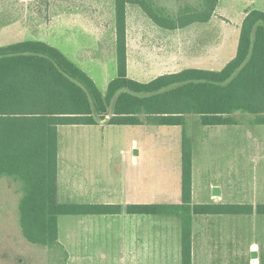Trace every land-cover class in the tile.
<instances>
[{
  "label": "rangeland",
  "instance_id": "1",
  "mask_svg": "<svg viewBox=\"0 0 264 264\" xmlns=\"http://www.w3.org/2000/svg\"><path fill=\"white\" fill-rule=\"evenodd\" d=\"M154 1L172 14L179 6L202 5V0ZM112 11L113 0H0V47L24 40L45 42L105 93L103 81L116 76ZM80 16L90 25L78 19ZM126 17L128 75L141 82L185 68L218 71L235 55L240 17L216 14L208 23L172 31L156 26L136 5H127ZM191 126L192 203L248 204L253 208L264 204V125L241 122L200 127L191 121ZM181 132L180 127L164 126H61L58 161L78 187L100 164L101 178L114 189L119 188L120 180L129 188H138L135 203H178ZM133 141L136 152H128L125 158L124 151H129ZM125 173L126 177H120ZM213 187L219 195H212ZM15 190L11 181L0 179V264H53L56 253L22 237ZM139 219L142 236L135 243L138 249H128L129 254L127 241H117L124 222L112 217L98 225L101 238L87 256L81 254L90 248L82 224L66 223L69 216L59 220L61 239L71 254H80L72 259L73 264H180L178 219ZM151 232L153 244L146 242ZM151 247L153 257L147 253ZM192 264H264V216L253 212L196 219Z\"/></svg>",
  "mask_w": 264,
  "mask_h": 264
},
{
  "label": "trees",
  "instance_id": "2",
  "mask_svg": "<svg viewBox=\"0 0 264 264\" xmlns=\"http://www.w3.org/2000/svg\"><path fill=\"white\" fill-rule=\"evenodd\" d=\"M218 0L172 14L154 0H113L116 76L101 93L95 82L57 48L24 40L0 47V179L16 186L18 226L29 244L68 253L58 236V217L119 215L116 204L57 201V134L61 126L180 127V201L129 204L130 216L176 218L180 264H192L193 225L214 216H264V204H193L191 121L200 127L264 125V11L244 17L234 57L220 70L185 68L147 82L127 67V5L138 6L159 28L177 30L206 23Z\"/></svg>",
  "mask_w": 264,
  "mask_h": 264
},
{
  "label": "crops",
  "instance_id": "3",
  "mask_svg": "<svg viewBox=\"0 0 264 264\" xmlns=\"http://www.w3.org/2000/svg\"><path fill=\"white\" fill-rule=\"evenodd\" d=\"M251 10L264 11V0H218L217 5H216L215 10H214V13L208 22H210L215 17L216 14H220L223 17H230V18H237V17L239 18L240 17V22L238 24V29H239L244 17ZM126 14H127V11H126ZM112 15H113L112 16V19H113L114 18V10L112 11ZM57 17H59V16H57ZM72 18H74V17H72ZM82 18L86 24L90 25V22L86 21L84 16H80L78 19H82ZM126 19H127V17H126ZM208 22H206V23H208ZM126 24H127V22H126ZM167 31H169V30H167ZM238 34H239V32H238ZM114 59H115V54H114ZM127 67H128V54H127ZM171 73H175V72H171ZM164 74H167V73H164ZM160 75H162V74H160ZM112 79L113 78L110 77L109 79L103 81V83L108 84ZM103 125L104 124L100 123L99 125L93 126V127H101ZM136 146H137L136 142L133 141L129 146L130 148H128L129 151L128 150L124 151L125 152L124 157L126 158L128 152H130V151L136 152ZM132 158H133V156H132ZM132 164H133V162H132ZM98 166L99 167L96 168L94 173L91 174V178H86V180H83L82 185H80L78 187L72 183V179H74V178L70 177V174L65 170L64 165L60 166L59 161H58L57 201L61 204H90V205L116 204V205H120L122 208V212L119 215H111V216H102V215H99V216H96V215L69 216L70 220H65V221H68L66 223L70 224L71 226L74 224H80V225L82 224L81 227L83 228V233L86 234L88 246L90 248L87 251H83L81 254L85 253V255L87 256L88 253L91 252L90 250H92L93 247L97 246L96 243L101 238L100 237V234H101L100 233V226L98 227V225L101 222H103V219L111 218V217L116 218V220L121 219L120 221H123L124 225L122 226L123 229L118 231L119 236H118L117 241L119 244L122 242L126 243L125 241H127L126 252H127V254H129L130 251H128V249H131L133 251L135 249H138V246H135V243L137 245L138 242L140 241V237L142 236L143 229H141L138 226V224L140 222L139 218L146 219V218H150V217L127 215L125 213V207L129 204H138V203H135V201L138 197L137 196H136V198L134 197V195H138V188H137V190L134 188H129V186L127 185L125 180H120L121 185H119V188H117V190L114 189V186L112 185V183L107 182L105 177L101 178L100 164H98ZM104 172H102V174H104ZM120 177H126V173L123 174V176H121V174H120ZM76 196H77V198L75 199ZM78 199H80V200H78ZM63 217H67V216L58 217L59 241L65 247V249L67 250V253H68V259H67L66 264H73L72 259L76 256H77V258H80L79 257L80 254L79 255L76 254V256L74 254H71L69 247L66 244H64V242H62V239H61V237H62V225L60 228L59 225H60L61 221L59 222V220H60V218H63ZM136 220H137V222L133 226L132 224L135 223ZM130 225H131V227H130ZM68 227H70V226H68ZM108 230L110 231V229H108ZM97 231H99V232H97ZM71 232H74L73 228H72ZM133 235H135L134 240H133ZM149 237L150 238H148V236H146V242L148 243L150 241L153 244L154 243V237H153L152 232L149 234ZM132 245H134L135 248H133ZM84 250H86V249H84ZM147 253H148V255L150 254L149 257H153V254H154L153 248L151 247V250L150 251L148 250ZM179 253H180V248H179ZM76 264H77V262H76Z\"/></svg>",
  "mask_w": 264,
  "mask_h": 264
},
{
  "label": "water",
  "instance_id": "4",
  "mask_svg": "<svg viewBox=\"0 0 264 264\" xmlns=\"http://www.w3.org/2000/svg\"><path fill=\"white\" fill-rule=\"evenodd\" d=\"M135 153V152H134ZM212 195L217 196L219 195V190L217 187L212 188ZM252 255L254 256V252H252Z\"/></svg>",
  "mask_w": 264,
  "mask_h": 264
}]
</instances>
